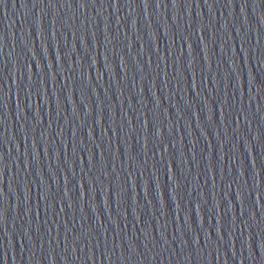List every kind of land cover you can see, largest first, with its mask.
<instances>
[{
    "label": "water",
    "instance_id": "95a60500",
    "mask_svg": "<svg viewBox=\"0 0 264 264\" xmlns=\"http://www.w3.org/2000/svg\"><path fill=\"white\" fill-rule=\"evenodd\" d=\"M0 264H264V0H0Z\"/></svg>",
    "mask_w": 264,
    "mask_h": 264
}]
</instances>
